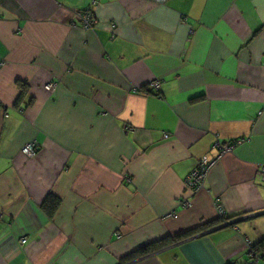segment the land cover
Returning <instances> with one entry per match:
<instances>
[{
	"label": "crops",
	"instance_id": "crops-1",
	"mask_svg": "<svg viewBox=\"0 0 264 264\" xmlns=\"http://www.w3.org/2000/svg\"><path fill=\"white\" fill-rule=\"evenodd\" d=\"M0 63V264H243L264 239V0H0Z\"/></svg>",
	"mask_w": 264,
	"mask_h": 264
},
{
	"label": "built area",
	"instance_id": "built-area-1",
	"mask_svg": "<svg viewBox=\"0 0 264 264\" xmlns=\"http://www.w3.org/2000/svg\"><path fill=\"white\" fill-rule=\"evenodd\" d=\"M76 16L78 20L83 24L85 28L90 27L94 23V19L91 16V13L89 11H80L76 13ZM114 24H111V28H114ZM1 64V63H0ZM160 84L158 81H152L148 85V90L151 91H157ZM45 88L52 92L55 88L54 84H47ZM167 135L165 134V137ZM245 140V138H240L231 142H220L216 141L214 143V147L217 149V154L213 158H207L206 156L202 157L196 166L189 172L187 175L185 182H184V190L188 194H193L200 190L203 186V182L208 174L209 169L216 164L220 158L227 154L231 153L233 148L237 145L242 143ZM36 144L34 142H27L21 147V153L26 158H32L36 154ZM258 175L264 182V167H261L258 170ZM185 193V194H186ZM180 204L182 207H188L190 205V201L188 197H185V195L182 197V200H180ZM215 210L220 218H223L225 216V210L223 206L216 201L215 202ZM230 220L223 221L222 224H228L230 223ZM24 241V240H23ZM262 255L260 254L259 248L255 247L254 245L250 244L248 242V260L243 264H257V262L261 259Z\"/></svg>",
	"mask_w": 264,
	"mask_h": 264
},
{
	"label": "trees",
	"instance_id": "trees-1",
	"mask_svg": "<svg viewBox=\"0 0 264 264\" xmlns=\"http://www.w3.org/2000/svg\"><path fill=\"white\" fill-rule=\"evenodd\" d=\"M19 84V87H20V90H21V93L17 99V103H19L20 101H22V99L25 97L26 95V84L24 83H18ZM147 89V87H146ZM58 206V200L50 195H48L46 197V199L43 201L42 203V208L49 214V215H52L56 208ZM219 222H223V221H226V220H230L229 217L226 218V216H224V218H219L217 219ZM214 224V222L212 223H206L204 225H201V226H198L192 230H189L187 232H184L182 234H178L175 239L178 240V239H181V238H185V237H188V236H191V235H194L198 232H201L203 230H206L208 229L209 227H211V225ZM172 240L170 237H167V238H163L161 240H158L156 242H152L146 246H143L139 249H137L136 251L130 253L129 255L125 256L123 259H121V261H128V260H131V259H134V258H137V257H141L143 255H146V254H149L153 251H155L156 249H159L161 247H164L166 246L168 243H170ZM175 241V240H173ZM255 247L259 248V251L260 249H262L264 247V239L255 245ZM263 257V256H262ZM229 264H235V263H229Z\"/></svg>",
	"mask_w": 264,
	"mask_h": 264
},
{
	"label": "water",
	"instance_id": "water-1",
	"mask_svg": "<svg viewBox=\"0 0 264 264\" xmlns=\"http://www.w3.org/2000/svg\"><path fill=\"white\" fill-rule=\"evenodd\" d=\"M231 223H232V221H231L230 223H228V224H222V225H225V226H227V225H231Z\"/></svg>",
	"mask_w": 264,
	"mask_h": 264
}]
</instances>
